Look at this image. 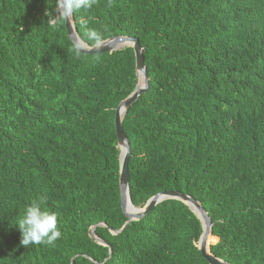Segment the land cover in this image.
I'll return each instance as SVG.
<instances>
[{
  "label": "trees",
  "instance_id": "trees-1",
  "mask_svg": "<svg viewBox=\"0 0 264 264\" xmlns=\"http://www.w3.org/2000/svg\"><path fill=\"white\" fill-rule=\"evenodd\" d=\"M55 9L0 0V264H208L179 201L125 226L114 120L136 87L134 51L80 53L47 22ZM72 18L88 46L92 29L144 49L149 88L122 122L134 207L189 195L213 256L264 264V0H97ZM41 201L62 236L24 247L17 222Z\"/></svg>",
  "mask_w": 264,
  "mask_h": 264
},
{
  "label": "water",
  "instance_id": "water-1",
  "mask_svg": "<svg viewBox=\"0 0 264 264\" xmlns=\"http://www.w3.org/2000/svg\"><path fill=\"white\" fill-rule=\"evenodd\" d=\"M67 36L75 49L84 55H100L108 54L120 51L124 48H131L134 51L135 57V72H136V87L134 92L129 95L125 100L121 101L115 111V133L117 138V147L119 150V190L121 200V210L123 215L127 218L125 226L132 221H137L159 205L167 200H176L185 204L197 217L202 226L201 238L198 242V249L202 257L208 262V264H228L210 253V245L208 243L209 237H213L211 233L212 221L204 210L202 205L189 195L179 192L165 191L156 194L148 200L146 205L142 209L134 207L131 202L130 188H129V172L128 163L130 157V143L124 133L122 122L128 109L139 100V98L147 92L149 88V79L146 72L144 63V49L141 47L138 39L134 37H122L117 36L104 41L102 48L94 46H88L78 36L75 24L72 16L64 21ZM129 203V205H128ZM130 206V208H128ZM100 226H104L101 224ZM125 226L118 232L112 231L113 234H118L123 231ZM95 227L92 228V235L94 236ZM95 237V236H94ZM97 242L103 246H106L101 240L95 237ZM217 242V239H216Z\"/></svg>",
  "mask_w": 264,
  "mask_h": 264
},
{
  "label": "clouds",
  "instance_id": "clouds-1",
  "mask_svg": "<svg viewBox=\"0 0 264 264\" xmlns=\"http://www.w3.org/2000/svg\"><path fill=\"white\" fill-rule=\"evenodd\" d=\"M97 0H56L55 12L48 16L47 22L52 25L68 20L73 13L79 10L91 9ZM88 39L97 48L104 46L102 36L95 30L87 31ZM16 227L21 233V245H50L55 246L61 238L62 232L58 224V215L42 209L41 202H33L27 206L23 216L18 220Z\"/></svg>",
  "mask_w": 264,
  "mask_h": 264
},
{
  "label": "rangeland",
  "instance_id": "rangeland-1",
  "mask_svg": "<svg viewBox=\"0 0 264 264\" xmlns=\"http://www.w3.org/2000/svg\"><path fill=\"white\" fill-rule=\"evenodd\" d=\"M211 238H212V239H211L209 245H214V244H216V238H214V237H211ZM217 241H218V240H217Z\"/></svg>",
  "mask_w": 264,
  "mask_h": 264
},
{
  "label": "bare ground",
  "instance_id": "bare-ground-1",
  "mask_svg": "<svg viewBox=\"0 0 264 264\" xmlns=\"http://www.w3.org/2000/svg\"><path fill=\"white\" fill-rule=\"evenodd\" d=\"M128 205H129V203H128ZM128 208H130V206H128ZM210 238H211V237H209V239H208V243H210Z\"/></svg>",
  "mask_w": 264,
  "mask_h": 264
}]
</instances>
